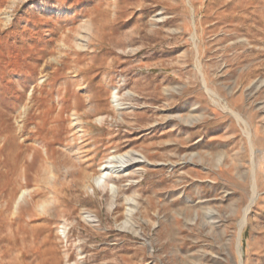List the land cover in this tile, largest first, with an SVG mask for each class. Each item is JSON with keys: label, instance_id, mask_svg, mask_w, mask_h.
Returning a JSON list of instances; mask_svg holds the SVG:
<instances>
[{"label": "rangeland", "instance_id": "374dc122", "mask_svg": "<svg viewBox=\"0 0 264 264\" xmlns=\"http://www.w3.org/2000/svg\"><path fill=\"white\" fill-rule=\"evenodd\" d=\"M0 264H264V0H0Z\"/></svg>", "mask_w": 264, "mask_h": 264}, {"label": "bare ground", "instance_id": "6f19581e", "mask_svg": "<svg viewBox=\"0 0 264 264\" xmlns=\"http://www.w3.org/2000/svg\"><path fill=\"white\" fill-rule=\"evenodd\" d=\"M137 159L138 158L133 153L114 156L99 169L100 174L98 176L92 177L90 180H88L90 182H88V184L85 186V189H93L94 191L97 189L104 190L106 187H108V184L110 183L109 176L112 173H121L122 170L127 166L138 162Z\"/></svg>", "mask_w": 264, "mask_h": 264}]
</instances>
